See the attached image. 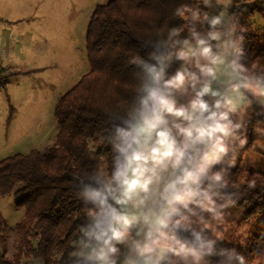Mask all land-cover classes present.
<instances>
[{"label":"clouds","instance_id":"9594fccd","mask_svg":"<svg viewBox=\"0 0 264 264\" xmlns=\"http://www.w3.org/2000/svg\"><path fill=\"white\" fill-rule=\"evenodd\" d=\"M231 3L215 0L217 14L204 10L213 0L175 5L128 56L129 94L96 140L110 150L75 176L81 210L61 264H207L208 256L264 264V251L249 260L219 247L243 246L248 235L247 225L225 219L221 190L257 180H233L214 166L247 143V109L264 106V62H246L245 29L228 15Z\"/></svg>","mask_w":264,"mask_h":264},{"label":"trees","instance_id":"16d2710c","mask_svg":"<svg viewBox=\"0 0 264 264\" xmlns=\"http://www.w3.org/2000/svg\"><path fill=\"white\" fill-rule=\"evenodd\" d=\"M181 2L195 5L196 0H106L95 6L86 29L89 71L56 103L54 144L0 161V196L12 194L15 207L24 210L10 257L0 216V264H61L63 249L70 246L72 230L79 222L76 213L81 210L75 176L96 164L97 154L110 150L107 144L97 148L96 140L105 127L106 114L129 94L126 85L133 69L126 64L127 58L141 49L151 29L161 25ZM232 2L229 16L245 29L240 34L246 62H264V31L253 30L249 22L254 13L264 17L262 0ZM149 50L145 48L142 54ZM22 73L0 66V87L5 89L9 78ZM261 123L264 108L254 101L244 123L248 145ZM219 168L233 180L244 173L257 180L254 187L229 186L217 198L218 203L228 204L223 209L228 222L248 228L243 246L238 241H223L219 247H235L251 260L264 251V173L244 168L239 159L231 162L230 155L214 166V170ZM220 259L206 257L207 264H220Z\"/></svg>","mask_w":264,"mask_h":264},{"label":"rangeland","instance_id":"374dc122","mask_svg":"<svg viewBox=\"0 0 264 264\" xmlns=\"http://www.w3.org/2000/svg\"><path fill=\"white\" fill-rule=\"evenodd\" d=\"M105 2L0 0V66L23 72L9 78L5 89L0 87V161L32 150L43 151L54 144L58 131L54 108L58 99L89 71L86 29L95 6ZM232 6L233 2L228 6V15ZM221 9L213 0L212 7L204 10L217 14ZM249 22L253 30L264 31L262 15L254 13ZM248 115L249 108L244 123ZM257 127L264 128V124ZM255 129L248 145L243 127L247 143L229 155L231 162L239 159L244 168L264 173V149L253 148L255 141L264 142V135ZM14 199L12 194L0 196L9 257L16 225L24 215L23 209L15 207Z\"/></svg>","mask_w":264,"mask_h":264}]
</instances>
